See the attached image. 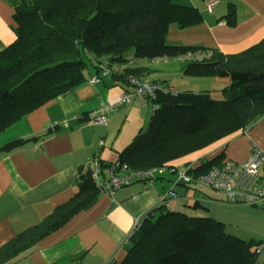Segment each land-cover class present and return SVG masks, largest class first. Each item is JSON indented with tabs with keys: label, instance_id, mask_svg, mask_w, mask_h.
I'll return each mask as SVG.
<instances>
[{
	"label": "trees",
	"instance_id": "16d2710c",
	"mask_svg": "<svg viewBox=\"0 0 264 264\" xmlns=\"http://www.w3.org/2000/svg\"><path fill=\"white\" fill-rule=\"evenodd\" d=\"M205 16L197 6L172 0H19L14 14L16 38L0 51V134L85 82L90 74L87 59L97 73L102 63L107 65V84L129 92L131 77H146L148 71L145 66H124L132 58L172 59L189 53L204 57L181 62L183 74L228 77L230 82L221 88L223 97L216 98L209 89L159 90L147 127L113 164H125L129 171L172 164L230 134L246 131L264 114V40L235 53L167 42L171 24L186 29L204 22ZM225 20L235 24L233 8ZM25 140L16 138L1 149L12 150ZM223 158L220 153L204 159L191 172L207 173L221 166ZM98 161L103 170L102 160ZM182 185L196 188L199 184ZM100 191L91 168H81L74 196L2 244L0 264L91 207ZM173 200L184 201L183 206ZM193 202L176 191L175 196L161 200L133 228L124 244L125 257L111 264H257L259 241L227 232L220 219L207 214V205Z\"/></svg>",
	"mask_w": 264,
	"mask_h": 264
},
{
	"label": "crops",
	"instance_id": "0c3cea01",
	"mask_svg": "<svg viewBox=\"0 0 264 264\" xmlns=\"http://www.w3.org/2000/svg\"><path fill=\"white\" fill-rule=\"evenodd\" d=\"M172 1L197 6L206 16L204 22L186 29L171 24L166 38L168 43L201 45L235 53L264 40V0ZM213 1L216 2L215 8L208 13L206 8ZM18 2L0 0V51L16 38L14 14ZM231 8L235 11V24L225 20ZM126 65L145 66L148 68L146 79L162 81L164 85L182 90L165 79L170 72L183 74L178 58H169L166 62L132 58ZM89 73L85 82L35 109L0 134V246L69 201L77 190L81 168L91 164L94 154L99 153L98 157L103 162L102 172L107 176L112 160L115 156L118 159L122 146L145 129L140 122L130 121L123 133L112 136L118 126L124 127L139 104L127 108L125 104L110 110L107 124L90 121L89 113L115 103L126 89L120 85H108L104 77L90 82V78L97 74L96 68H89ZM208 78L211 86L207 89L216 98H222L221 88L230 79ZM193 90L202 89L194 87ZM141 96L132 95L129 103L138 101L144 105L145 111L148 100ZM16 138L26 140L12 150L1 149L2 145ZM253 145L264 149V114L246 131L230 134L174 160L173 164L181 166L188 162H201L220 153H224V160L244 162ZM171 184L172 177L167 175L155 181L134 180L113 194L100 191L91 207L77 212L65 225L4 264L119 263L126 255L124 244L134 228L135 219L159 206L161 195L172 187ZM182 186L180 193L176 186L174 190L187 197L188 202L199 200L207 206V199L212 204L224 202L225 194L221 191L206 195L197 187ZM181 201L173 200L177 206ZM207 214L221 218L210 208Z\"/></svg>",
	"mask_w": 264,
	"mask_h": 264
},
{
	"label": "built area",
	"instance_id": "2783aa9c",
	"mask_svg": "<svg viewBox=\"0 0 264 264\" xmlns=\"http://www.w3.org/2000/svg\"><path fill=\"white\" fill-rule=\"evenodd\" d=\"M216 2L208 4L206 10L211 13L215 8ZM203 54H186L181 59L183 61L201 60ZM167 57L156 58V61H167ZM110 74V69L102 63L100 72L90 78V82L100 80L103 76ZM133 89L131 92H123L119 99L106 108L93 110L87 115L88 119L95 123L107 124L108 113L111 107L123 106L132 101V95L145 96L154 110L156 104L153 103L155 94L163 89L176 92L170 86H165L161 81H149L144 76L134 75L131 77ZM103 142H101L102 144ZM99 153L94 156L90 167L93 178L101 191L113 194L118 188L132 184L134 180L155 181L167 175H175L172 180V187L161 195V200L169 196H175L174 187L178 184L196 183L225 194V202L233 204H250L264 207V149L253 145L249 157L244 162H236L232 159H225L221 166L212 167L207 173L193 174L192 168L201 164L200 161H193L183 165L181 169L176 164H164L145 170L129 171L127 165L117 162L109 168L108 175L105 176L100 168ZM141 216L135 219L134 227L139 223ZM258 252L261 250L259 245Z\"/></svg>",
	"mask_w": 264,
	"mask_h": 264
},
{
	"label": "rangeland",
	"instance_id": "374dc122",
	"mask_svg": "<svg viewBox=\"0 0 264 264\" xmlns=\"http://www.w3.org/2000/svg\"><path fill=\"white\" fill-rule=\"evenodd\" d=\"M183 56L177 57L180 62H183L181 59ZM88 67L92 70L95 69L92 62H90L88 59ZM139 61H137L138 63ZM166 62V61H164ZM136 63V64H137ZM160 77H163V74H160ZM170 83H173L175 85H178L180 89H194V87H199L200 89L204 90L207 88H210L211 86V80L208 77H196V76H190L185 75L180 72H170L166 76ZM142 99H144V96H141ZM148 100V99H147ZM137 102V103H136ZM139 104L136 106V108L132 111V113L128 117V121L125 123L123 128H120L119 126L114 130L113 137H115L116 133L119 135L125 131V127L130 121L134 122H140V125H143L144 128H146L147 120L151 117V104L150 102H147L146 110L143 111L144 105H141L138 101H133L132 103H127L126 108L134 105ZM117 108H121V106L118 107H111L110 110H114ZM143 123V124H141ZM115 128V127H114ZM121 137H119L120 139ZM134 138L126 144L125 146L132 143ZM125 146H122L121 150L124 149ZM119 156V154H118ZM116 160L113 158V163ZM181 169H183V165L179 166ZM172 177V180H175V175H170ZM172 185V184H171ZM184 188L182 185L178 184L176 186V189L180 193V190ZM197 188L199 190L205 191L204 194L208 195L209 193H214V189L203 187L201 185H197ZM207 191V192H206ZM192 193V191H190ZM210 196V195H209ZM184 203V201H181ZM209 208L211 209V212L217 215H220V220L224 223L225 230L229 233L238 235L239 237L245 239V240H255L260 242L261 250L259 251V254L257 256V264H264V207L261 206H255L250 204H233L229 202H215L211 203L210 199L206 200ZM182 203V206H183ZM190 203H194L193 201ZM220 203H223V205H220ZM205 204V203H204ZM206 205V204H205Z\"/></svg>",
	"mask_w": 264,
	"mask_h": 264
},
{
	"label": "clouds",
	"instance_id": "9594fccd",
	"mask_svg": "<svg viewBox=\"0 0 264 264\" xmlns=\"http://www.w3.org/2000/svg\"><path fill=\"white\" fill-rule=\"evenodd\" d=\"M206 11H207V10H206ZM160 58H161V57H160ZM168 59H169V58H168ZM154 60H155V59H154ZM99 72H100V70H99ZM99 72H98V73H99ZM103 77H105V76H103ZM103 77H102V78H103ZM145 78H146V77H145ZM147 80H148V79H147ZM149 81H150V80H149ZM156 81H157V80H156ZM161 82H162V81H161ZM162 83H163V82H162ZM163 84H164V83H163ZM165 86H170V85H165ZM170 87H172V86H170ZM176 90H177V89H176ZM148 102H149V101H148Z\"/></svg>",
	"mask_w": 264,
	"mask_h": 264
}]
</instances>
